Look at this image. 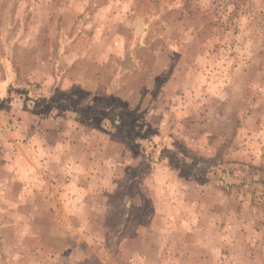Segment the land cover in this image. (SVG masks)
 <instances>
[{"label":"rangeland","instance_id":"1","mask_svg":"<svg viewBox=\"0 0 264 264\" xmlns=\"http://www.w3.org/2000/svg\"><path fill=\"white\" fill-rule=\"evenodd\" d=\"M0 264H264V0H0Z\"/></svg>","mask_w":264,"mask_h":264},{"label":"crops","instance_id":"2","mask_svg":"<svg viewBox=\"0 0 264 264\" xmlns=\"http://www.w3.org/2000/svg\"><path fill=\"white\" fill-rule=\"evenodd\" d=\"M222 226H219L220 229H223V227L221 228Z\"/></svg>","mask_w":264,"mask_h":264}]
</instances>
